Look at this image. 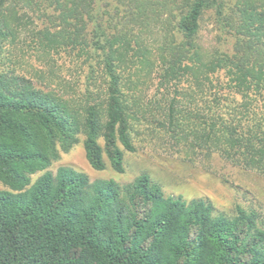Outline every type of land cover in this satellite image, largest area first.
Segmentation results:
<instances>
[{
  "label": "trees",
  "instance_id": "obj_1",
  "mask_svg": "<svg viewBox=\"0 0 264 264\" xmlns=\"http://www.w3.org/2000/svg\"><path fill=\"white\" fill-rule=\"evenodd\" d=\"M12 1L0 0V46L14 34ZM38 8L62 27L48 29L46 41L96 55L104 84L100 108L81 113L0 76V183L8 188L0 190V264H264L256 211L218 213L203 198L167 195L148 173L120 184L49 170L84 136L93 170L124 173L138 114L190 161L218 158L264 176V0H41ZM209 11L226 51L207 53L198 42ZM153 28L167 33L154 51L143 37ZM155 62L164 92L152 110L123 88L141 84Z\"/></svg>",
  "mask_w": 264,
  "mask_h": 264
},
{
  "label": "rangeland",
  "instance_id": "obj_2",
  "mask_svg": "<svg viewBox=\"0 0 264 264\" xmlns=\"http://www.w3.org/2000/svg\"><path fill=\"white\" fill-rule=\"evenodd\" d=\"M39 2L41 0L11 2L7 22L14 34L0 46V76L61 97L82 113L80 108L100 101L95 95L104 84L100 58L87 55L79 47L47 42L44 33L48 29L51 33H58L62 27L58 21L48 23L44 12L38 8ZM46 13L56 14L52 8H48ZM216 23L211 11L201 23L198 42L207 53L214 49L227 50L223 45L224 33ZM166 34V30L153 28L143 37L154 51ZM130 77L137 82L136 74L132 73ZM124 84L123 92L126 95L134 94L142 101L144 108L152 110L164 92L156 62L149 77L143 79L141 84L139 82L136 88L132 89L134 85L129 82ZM137 115L133 118L131 136L136 150L133 153L125 152L124 173H116L111 167L103 172L93 170L85 156L84 136L69 153L61 152L60 160L53 163L49 170L56 173L60 167H72L86 173L92 180L114 178L120 184L132 182L138 175L148 173L167 195H182L186 200L203 198L210 201L218 213L232 216L238 205L256 211L264 228L263 175L233 167L218 158L211 160L209 165L200 156L190 161L184 148L174 145L169 136L158 132L157 126H150V117L146 121L142 115H138V118ZM42 174L33 175L32 183ZM0 190L7 191L8 188L0 183Z\"/></svg>",
  "mask_w": 264,
  "mask_h": 264
}]
</instances>
